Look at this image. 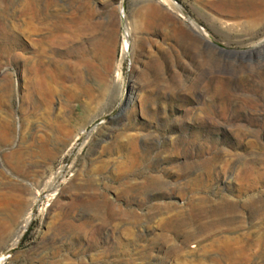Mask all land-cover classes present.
<instances>
[{
    "label": "rangeland",
    "instance_id": "obj_1",
    "mask_svg": "<svg viewBox=\"0 0 264 264\" xmlns=\"http://www.w3.org/2000/svg\"><path fill=\"white\" fill-rule=\"evenodd\" d=\"M2 223L0 264H264V0H0Z\"/></svg>",
    "mask_w": 264,
    "mask_h": 264
},
{
    "label": "bare ground",
    "instance_id": "obj_2",
    "mask_svg": "<svg viewBox=\"0 0 264 264\" xmlns=\"http://www.w3.org/2000/svg\"><path fill=\"white\" fill-rule=\"evenodd\" d=\"M173 3V2H172ZM175 4V3H174ZM173 4V5H174ZM175 7V6H174ZM181 10V9H180ZM181 13V12H180ZM191 25H192V27L194 28V29H196L197 30V32H198V34L200 35V36H202L204 39H206V40H208L209 42L211 41V39H210V37L200 28V27H198L195 23H193L192 21L191 22H189ZM51 41H52V34L50 33L49 34V36H48V39H47V43H51ZM33 74V77H34V81L32 82V83H27V85H26V89H27V92H32L33 90L34 91H37V89L38 88H42V91H40V93H39V95L41 96V97H43L42 95H48L49 93L48 92H46L45 94H44V91H46V87H47V84L48 83H36V79H37V72L35 71L34 73H32ZM39 92V91H38ZM43 102H45L44 101V97H43ZM33 107V106H32ZM6 123V122H5ZM3 124V123H2ZM6 127L7 128H10V126H9V124H6ZM53 128V126H52V124L50 123V124H48V126H47V129L46 130H48V131H50L51 129ZM43 142H44V145L40 148V150L42 151V153H43V155H44V157L45 158H47V157H49V152L48 151H46V149H45V146H46V144H48V142H49V140H48V137L47 136H45V138H43ZM41 153V154H42ZM22 156V155H21ZM43 157V158H44ZM31 158V157H30ZM211 162V161H210ZM206 169H208V167L206 168ZM206 172H208V171H206ZM248 178V177H247ZM261 178V177H260ZM198 180H200L199 179V177L198 178H196V179H193V181H191V182H193V183H196V182H199ZM242 180V179H241ZM243 181V180H242ZM263 181V180H262ZM165 182V181H164ZM245 184V183H244ZM242 185V187L240 188V191H239V196L240 197H243V196H246L247 194H249L253 189V187H249L248 185ZM240 186H241V184H240ZM239 186V187H240ZM148 188H151V189H153V190H158L159 191V193H160V196L162 197L163 196V193H162V190H164V188H163V186H162V184H161V182L160 181H158L157 179H153V178H151V179H149V181H148ZM172 191V190H171ZM165 194H167V193H165ZM193 199H195V198H193ZM196 200V199H195ZM212 201V200H211ZM250 201V200H249ZM192 202V201H191ZM196 202V201H195ZM209 202L210 201H208V200H206L205 198H202L200 201H199V203H192V205L190 206V209H189V211H190V213L191 214H194V213H199V215H200V213H202V212H204V210L205 209H207V208H209L208 206H210V204H209ZM248 202V201H247ZM189 203H190V201H189ZM211 203V202H210ZM213 204V203H212ZM221 208H225V209H227V211L228 212H230V213H233V211H229L230 210V208L232 207V205H229V204H227V203H225V202H223L222 204H221ZM245 206V205H244ZM249 208V207H248ZM186 210V209H185ZM216 210V209H215ZM219 210V209H218ZM236 210V209H235ZM188 211V210H187ZM211 211V210H210ZM251 211H252V215H253V217L254 218H257L258 217V215H259V209H258V207L255 205V204H253L252 205V208H251ZM152 212H154V214H161V215H167L166 216V218H162V219H160L159 221H158V224L157 225H159L161 228H162V234L159 236H157L156 237V240H154V242L155 243H161L162 245L164 244V242L166 241V238H167V234L168 233H171V234H173V235H175V236H180V235H182V233H184V231H183V229H184V221H185V219L183 218V216H184V210L182 209V207H178L177 205H175V204H168V205H161V206H156L155 208H154V210H152ZM216 212V211H215ZM207 213V212H206ZM203 214V213H202ZM202 214H201V216H202ZM221 214V213H220ZM205 215V214H204ZM203 215V216H204ZM135 216V215H134ZM30 218H31V213L29 212L28 214H27V217H26V220H24L25 221V224H24V226H23V228H22V230H25L26 229V227L28 226V224H29V222H30ZM133 219L137 222L138 220H139V218L138 217H133ZM233 219H229V221L227 222V224H229V225H231V224H233ZM220 224H222V223H219L218 222V224H215V225H210V226H205V227H199L198 228V230L195 232V233H188V235L185 237L186 238V240H185V238H184V240H185V242H188L191 238H193V237H195L196 235H198V234H201V233H203V232H205V231H208V230H211V229H214L215 227L217 228ZM7 225L8 224H6V223H2L1 225H0V228H2L3 230L7 227ZM86 226V225H85ZM87 227V226H86ZM159 227V228H160ZM215 228V229H216ZM74 230V229H73ZM78 230V229H77ZM161 230V229H160ZM18 234V235H17ZM16 235H17V237L15 238V240L13 241V250H15V248H17V245H18V243H19V240H20V238H21V236H22V232L20 231L19 233H17ZM217 243H220V245L221 246H223V247H225V249L228 251V255L229 256H231L234 252H235V250H234V248H233V246H235L236 244H238L237 242H236V244H234L232 241L230 242H227V241H224L223 243L222 242H217ZM215 245V244H214ZM216 246V245H215Z\"/></svg>",
    "mask_w": 264,
    "mask_h": 264
}]
</instances>
